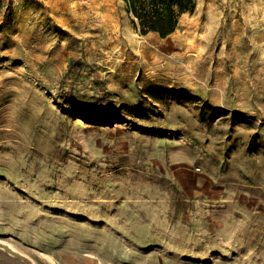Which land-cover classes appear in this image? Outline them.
<instances>
[{
  "label": "rangeland",
  "instance_id": "rangeland-1",
  "mask_svg": "<svg viewBox=\"0 0 264 264\" xmlns=\"http://www.w3.org/2000/svg\"><path fill=\"white\" fill-rule=\"evenodd\" d=\"M0 264H264V0H0Z\"/></svg>",
  "mask_w": 264,
  "mask_h": 264
},
{
  "label": "trees",
  "instance_id": "trees-1",
  "mask_svg": "<svg viewBox=\"0 0 264 264\" xmlns=\"http://www.w3.org/2000/svg\"><path fill=\"white\" fill-rule=\"evenodd\" d=\"M142 34L156 33L165 38L175 32L181 17L191 13L196 0H124Z\"/></svg>",
  "mask_w": 264,
  "mask_h": 264
},
{
  "label": "bare ground",
  "instance_id": "bare-ground-1",
  "mask_svg": "<svg viewBox=\"0 0 264 264\" xmlns=\"http://www.w3.org/2000/svg\"><path fill=\"white\" fill-rule=\"evenodd\" d=\"M114 31V30H113ZM113 35V34H112ZM114 43L115 42H118V43H121L123 44V42L125 41L123 38H122V35L118 33L117 30L114 31ZM132 44L136 47V48H143V44L141 43H138V42H132ZM118 45V44H117Z\"/></svg>",
  "mask_w": 264,
  "mask_h": 264
}]
</instances>
